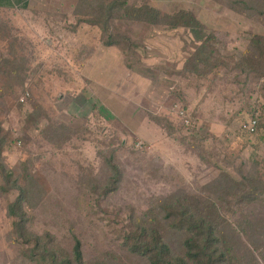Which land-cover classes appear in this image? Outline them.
Here are the masks:
<instances>
[{"label":"rangeland","instance_id":"1","mask_svg":"<svg viewBox=\"0 0 264 264\" xmlns=\"http://www.w3.org/2000/svg\"><path fill=\"white\" fill-rule=\"evenodd\" d=\"M8 2L0 6V135L7 142L0 162L22 185L24 168L32 178L23 205L30 230L49 231L69 247L80 238L91 258L117 248L112 219L139 215L166 197L213 194L224 185L222 172L235 180L254 173L264 179V82L236 70L205 79L184 72L201 43L194 31L117 19L111 31L125 37L124 46H106L99 27L77 21L84 16L74 12L79 0ZM129 2L191 10L215 33L231 66L250 34L264 35L263 23L225 2ZM255 114L258 132L242 133L241 123ZM109 158L121 179L106 193ZM5 183L0 169V264H51L31 260L14 234L8 204L18 189L7 192ZM235 205L219 203V224L239 221ZM246 205L248 217L264 224V196ZM256 255L264 264V250Z\"/></svg>","mask_w":264,"mask_h":264},{"label":"trees","instance_id":"2","mask_svg":"<svg viewBox=\"0 0 264 264\" xmlns=\"http://www.w3.org/2000/svg\"><path fill=\"white\" fill-rule=\"evenodd\" d=\"M213 1L225 2L236 12L264 24V0ZM74 12L84 15L82 18L78 15V22L99 27L106 46H120L125 42L124 36L111 31L117 19L169 29H191L201 43L185 61L184 72L205 79L221 69L236 70L246 74L245 80L254 76L264 82V35L250 34L242 57L234 59L231 66L217 46L219 40L215 33L207 31L206 25L191 10L164 12L148 2L132 4L129 0H98L95 5L91 1L79 0ZM86 15L90 17L85 18ZM1 64L2 60L0 67ZM155 120L164 122L171 133L178 131L168 118L156 116ZM261 125L259 122L253 134L240 130L254 135ZM6 145V136L0 135V160ZM107 162L112 174L110 184L105 186L106 193L114 190L121 179L120 167L114 159L109 158ZM0 169L6 177L4 189L7 192L18 189L16 198L8 204V215L14 218V234L27 245L31 260L48 258L51 264H259L256 252L264 250V224L248 217L245 212L246 204L249 206L264 196V179L257 173L235 180L222 172L224 185H220L213 194L202 190L182 197H166L155 200L139 215L131 214L119 221L112 219L116 225L113 231L118 232L117 248L88 258L80 238L73 237L69 247L57 242L49 231L38 233L30 230L29 217L23 205L28 198L31 189L28 183H32V178L24 168L25 185H22L13 179V172L7 171L1 162ZM219 203L228 208L236 204L237 210L232 213L240 215L239 221L219 224ZM242 236L247 237L248 245Z\"/></svg>","mask_w":264,"mask_h":264},{"label":"built area","instance_id":"3","mask_svg":"<svg viewBox=\"0 0 264 264\" xmlns=\"http://www.w3.org/2000/svg\"><path fill=\"white\" fill-rule=\"evenodd\" d=\"M178 115L182 118L186 126H190L192 124L191 118L189 117L187 111L185 109L178 110ZM260 115L255 114L254 116L248 118L244 122L241 123L240 129L244 132L255 133L258 129Z\"/></svg>","mask_w":264,"mask_h":264},{"label":"crops","instance_id":"4","mask_svg":"<svg viewBox=\"0 0 264 264\" xmlns=\"http://www.w3.org/2000/svg\"><path fill=\"white\" fill-rule=\"evenodd\" d=\"M20 1L24 3V7H25V3H26L27 0H19V2ZM5 4L9 5L8 0H0V6H4Z\"/></svg>","mask_w":264,"mask_h":264}]
</instances>
